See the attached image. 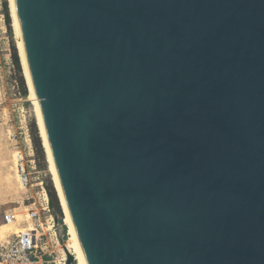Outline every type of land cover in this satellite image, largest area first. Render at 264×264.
Here are the masks:
<instances>
[{
	"label": "water",
	"instance_id": "1",
	"mask_svg": "<svg viewBox=\"0 0 264 264\" xmlns=\"http://www.w3.org/2000/svg\"><path fill=\"white\" fill-rule=\"evenodd\" d=\"M11 1L85 264H264V0Z\"/></svg>",
	"mask_w": 264,
	"mask_h": 264
},
{
	"label": "rangeland",
	"instance_id": "2",
	"mask_svg": "<svg viewBox=\"0 0 264 264\" xmlns=\"http://www.w3.org/2000/svg\"><path fill=\"white\" fill-rule=\"evenodd\" d=\"M4 1L1 0L0 2V47L3 50L2 67L0 68L1 238H5V236L15 231L18 232L31 224V220L27 216L30 204L34 200L37 204L40 201L44 202L43 189L47 191V179L50 177L53 181L47 153L46 160L40 159L33 141V122H36L40 132L38 118L34 104L29 98V88L22 63V70L19 72L12 58L13 49L16 48L18 54L19 50L12 26L10 2L7 0L10 16L9 27L3 6ZM21 78L24 79L26 85V94L23 90ZM22 166H24L27 174V183L23 178ZM48 199L50 200L49 196ZM7 213H16L17 222L8 224L5 219ZM67 240L65 242L60 241L58 245L50 242L44 248V252H46L44 256L50 259V264H65L64 244Z\"/></svg>",
	"mask_w": 264,
	"mask_h": 264
},
{
	"label": "built area",
	"instance_id": "3",
	"mask_svg": "<svg viewBox=\"0 0 264 264\" xmlns=\"http://www.w3.org/2000/svg\"><path fill=\"white\" fill-rule=\"evenodd\" d=\"M1 2V0H0ZM2 48L0 47V68L2 67ZM23 178L28 182L24 166ZM44 190V202L34 200L30 204L27 216L31 224L24 229L0 239V264H50L44 256V248L52 244H60L58 224L49 208L48 193ZM8 223L17 220L16 213H7Z\"/></svg>",
	"mask_w": 264,
	"mask_h": 264
},
{
	"label": "trees",
	"instance_id": "4",
	"mask_svg": "<svg viewBox=\"0 0 264 264\" xmlns=\"http://www.w3.org/2000/svg\"><path fill=\"white\" fill-rule=\"evenodd\" d=\"M3 6H4L5 14L7 17V24L10 27V16H9L7 0L3 2ZM12 58H13L16 68L19 70V72H21L22 69H21L20 57H19V54L16 48L13 49ZM21 83L23 86L24 93L26 94L27 90H26V85H25L23 78H21ZM33 141L35 143L36 151L39 155V158L46 160V150L44 148L43 140L41 138L36 122H33ZM46 189H47L48 196L53 203L52 214L55 216V218L59 220L57 227H58L60 240L62 242H65L68 238V227L64 223L63 208H62L60 199L58 197V193L54 185V182L52 181L50 177L47 179Z\"/></svg>",
	"mask_w": 264,
	"mask_h": 264
},
{
	"label": "bare ground",
	"instance_id": "5",
	"mask_svg": "<svg viewBox=\"0 0 264 264\" xmlns=\"http://www.w3.org/2000/svg\"><path fill=\"white\" fill-rule=\"evenodd\" d=\"M9 2H10L9 5H10V7L12 9V26H13V29H14V32H15L17 47H18L19 54H20V59H21V63H22V66H23L24 73H25L27 85H28V88H29V98L31 99V101L34 104L36 116L38 118L37 111H36V106H35V102H34V98H33V94H32L31 87H30V84H29V81H28V77H27V73H26V69H25V65H24V62H23L22 53H21V49H20V44H19V40H18V35H17V30H16V24H15V18H14V13H13V8H12V1L9 0ZM38 124H39V128H40L39 119H38ZM40 133H41V136L43 138V135H42V132H41V128H40ZM42 140L44 142V139H42ZM44 145H45V143H44ZM44 148L46 149V147H44ZM46 153H47V150H46ZM47 158H48V162H49V168H50V171H51L52 176H53L54 185H55V187L57 189V192L59 194V197H60V200L62 202V206H63L64 212H65V218H64V220H65L66 225L68 226L69 238H68V240H67V242H66L65 245L70 250V252L74 254V256L76 258L77 264H85L83 255L81 253V250H80V247H79V244H78V241H77V238L75 236V233H74L73 227L71 225L69 216L67 214V211H66L64 202L62 200L60 191L58 189V185H57V182H56V179H55V175H54V172H53V169H52V166H51L49 157H48V153H47Z\"/></svg>",
	"mask_w": 264,
	"mask_h": 264
},
{
	"label": "crops",
	"instance_id": "6",
	"mask_svg": "<svg viewBox=\"0 0 264 264\" xmlns=\"http://www.w3.org/2000/svg\"><path fill=\"white\" fill-rule=\"evenodd\" d=\"M17 220H18V218H17ZM17 220H15V221H13V222H10V223H14V222H17ZM8 223V222H7ZM10 223H8V224H10ZM20 231V230H19ZM16 232V231H15ZM15 232H13L12 234H14ZM11 235V234H10ZM7 236H9V235H7ZM7 236H5V237H7ZM0 239H4V238H1L0 237Z\"/></svg>",
	"mask_w": 264,
	"mask_h": 264
}]
</instances>
